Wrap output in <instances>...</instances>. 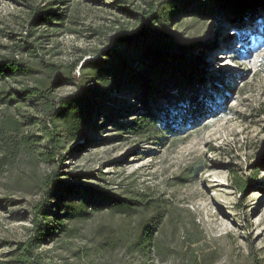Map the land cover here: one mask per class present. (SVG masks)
I'll return each mask as SVG.
<instances>
[{"label": "rangeland", "instance_id": "rangeland-1", "mask_svg": "<svg viewBox=\"0 0 264 264\" xmlns=\"http://www.w3.org/2000/svg\"><path fill=\"white\" fill-rule=\"evenodd\" d=\"M50 1L30 0L35 6ZM66 1L59 8L76 22H66L71 32L30 29L25 3L0 0V54L12 53L17 44L30 45L23 58L58 64L63 71L77 62L73 74L78 76L85 62L96 60L108 48L121 51L131 41L142 42L134 38L141 24L113 9L112 0ZM159 1L126 0L125 6L140 13L146 10L144 2ZM159 30L167 37L166 50L195 60L206 83L214 78L222 86L224 99L214 107L216 112L157 145L155 139L134 138L116 127L135 118L133 107L140 106L133 99L118 105L123 116L112 110L98 117L100 128L90 134V145L81 148L83 140L67 144L59 168L30 163L23 156L15 165L3 167L0 264L10 260L7 242L32 236L29 211L40 198L38 182L54 170L71 188L147 199L159 206L162 219L158 225L148 223L157 230L156 251L149 256L133 242L151 211L121 215L105 209L68 221L70 235L36 245L35 251L52 264H264V163L253 175L255 165L264 161V7L231 17H223L218 9L176 14ZM115 35L131 40L120 39L116 46ZM217 74L222 78L214 77ZM226 76L230 83L224 82ZM74 91V85H67L55 95ZM3 112L0 104V116ZM75 147L78 152H71ZM70 173L85 177L76 180ZM234 177L253 180L243 197L234 189Z\"/></svg>", "mask_w": 264, "mask_h": 264}, {"label": "trees", "instance_id": "trees-1", "mask_svg": "<svg viewBox=\"0 0 264 264\" xmlns=\"http://www.w3.org/2000/svg\"><path fill=\"white\" fill-rule=\"evenodd\" d=\"M21 1L25 3L23 8L27 11L30 29L64 28L71 32L66 28V22L76 24L65 14V9L59 8L68 2L66 0H52L43 6H35L30 0ZM207 1V4L197 0L144 2L146 10L139 13L125 6L126 0H112L110 6L113 9L141 24L134 38H140L142 42L131 41L121 51L108 48L96 60L85 62L78 76L73 74L77 62L63 71L58 64L44 60L36 64L23 58L22 53L32 49L30 45L17 44V50L12 53L0 54V104L4 109L0 116V171L15 165L23 157L30 163L59 168L63 162L62 150L67 144L83 140L85 143L81 148L90 145V134L100 128L98 117H105L112 110L121 111L118 105L133 99L140 106L133 107L135 118L116 127L134 138L155 139L157 145L166 137L181 136L195 128L201 118L215 113L214 107L224 99L222 86L214 78L206 83L203 70L195 60L166 50L167 37L159 30L176 14H208L218 9L223 17H231L250 15L256 9L250 0ZM233 22L236 24V20ZM146 23L152 28L145 27L143 24ZM120 39L131 40L115 35L116 46ZM214 77L222 78L218 74ZM228 78L224 77V82ZM90 83L92 85L88 86ZM67 85H74L75 91L64 96L55 95L56 89ZM121 113L118 115L123 116ZM78 149L72 148L71 152L77 153ZM263 163L261 160L255 165L254 176ZM67 175L76 180L85 177ZM58 177L54 170L38 182L40 198L31 204L29 211L32 236L23 242H7L11 248L10 260L4 264H52L35 251L36 245L59 235H70L73 230L66 222L86 219L105 209L121 215L151 211L148 220H144L147 223L138 230L133 247L148 256L156 251L157 230L148 223L158 225L162 219L157 204L89 188H71ZM232 183L243 197L253 180L234 177ZM193 262L191 264H196Z\"/></svg>", "mask_w": 264, "mask_h": 264}, {"label": "water", "instance_id": "water-1", "mask_svg": "<svg viewBox=\"0 0 264 264\" xmlns=\"http://www.w3.org/2000/svg\"><path fill=\"white\" fill-rule=\"evenodd\" d=\"M252 2V4L255 6V8H258V7H263L264 6V2L263 3H256L254 0H250Z\"/></svg>", "mask_w": 264, "mask_h": 264}]
</instances>
